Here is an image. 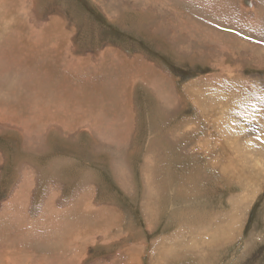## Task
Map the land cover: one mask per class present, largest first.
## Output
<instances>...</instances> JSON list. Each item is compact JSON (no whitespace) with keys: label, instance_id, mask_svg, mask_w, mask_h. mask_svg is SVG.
I'll list each match as a JSON object with an SVG mask.
<instances>
[{"label":"rangeland","instance_id":"1","mask_svg":"<svg viewBox=\"0 0 264 264\" xmlns=\"http://www.w3.org/2000/svg\"><path fill=\"white\" fill-rule=\"evenodd\" d=\"M17 27L19 46L9 55L14 82L36 81V59L17 55L27 35L40 33L68 34L80 49L117 44L155 63L156 91L171 101L173 124L188 117L189 168L179 199L94 201L124 215L46 218L58 228H35L41 236L23 241L14 228L13 244L0 228V264H58L57 254L80 239L92 245L85 243L77 264H129L130 256L133 264H264V0H0V32ZM144 91L136 88V101L152 102L154 90ZM70 233L78 239L68 240ZM16 246L21 258H13Z\"/></svg>","mask_w":264,"mask_h":264},{"label":"crops","instance_id":"2","mask_svg":"<svg viewBox=\"0 0 264 264\" xmlns=\"http://www.w3.org/2000/svg\"><path fill=\"white\" fill-rule=\"evenodd\" d=\"M153 15L163 22L157 21L156 11ZM11 37L8 31L0 32V56L6 61L0 60V179L5 176L0 180V228H6L7 236L16 227L24 230L22 241L35 236L28 228H58L53 222L46 224V218L124 215L108 212L115 205L94 201L173 200V193L176 199L186 195L181 185L188 181V117L182 120L180 114L173 124L171 101L156 91L155 63L144 64L141 55H129L117 44L80 49L68 34L40 33L26 36L27 47L40 40L36 81L19 83L9 77ZM27 47L22 55H33L31 50L25 53ZM136 88L144 93L152 89L156 96L141 104ZM30 89L35 90L32 98ZM164 184L169 186L159 196L158 186ZM38 231L40 236L42 230ZM140 242L128 245L137 247ZM66 249L70 251L64 249V254L70 256L72 248Z\"/></svg>","mask_w":264,"mask_h":264},{"label":"bare ground","instance_id":"3","mask_svg":"<svg viewBox=\"0 0 264 264\" xmlns=\"http://www.w3.org/2000/svg\"><path fill=\"white\" fill-rule=\"evenodd\" d=\"M10 14V13H9ZM17 21V20H16ZM34 22V21H33ZM2 23V22H1ZM47 25V24H46ZM45 25V26H46ZM12 27H14L13 25H12ZM29 27H31V26H29ZM47 27H48V25H47ZM15 29V28H14ZM19 28L17 27L15 30L16 31H14V30H12L11 28H10V30H11V32H10V30H9V34H11V36H13V38L17 41V39H20L19 38V36H18V30ZM40 31V30H39ZM37 32V31H36ZM39 33V32H38ZM35 35V34H34ZM32 36V35H31ZM24 37H25V33H24V36H23V38L21 39V40H23L24 39ZM36 37V36H35ZM12 38V37H11ZM12 38V40H11V46L13 45V44H15V45H18V43L14 40ZM37 38V37H36ZM4 39V38H3ZM40 39H41V37H40ZM5 40V39H4ZM7 40V39H6ZM26 40H30L29 38L28 39H26ZM37 40V39H36ZM1 41H3V40H1ZM39 41L40 40H37V41H30V44L32 45V46H29V47H27V50H32L33 52H34V50L33 49H35V50H37L36 49V44H38L39 45ZM4 42V41H3ZM7 42V41H6ZM5 42V43H6ZM46 42V41H45ZM2 42H0V44H1ZM7 44V43H6ZM2 45V44H1ZM37 45V46H38ZM45 45V44H44ZM4 46V45H3ZM6 46V45H5ZM42 46H43V44H42ZM48 46V45H47ZM46 46V47H47ZM1 48V47H0ZM5 48V47H4ZM47 49V48H46ZM0 50H2V49H0ZM26 50V51H27ZM32 52V53H33ZM45 52V51H44ZM0 54H1V52H0ZM34 54V53H33ZM47 54V53H46ZM22 55V53L20 52L17 56H21ZM16 56V55H15ZM30 56H33V55H30ZM1 57V56H0ZM27 57V56H26ZM35 59H36V57H33V61L35 62ZM2 61H3V59H2ZM31 61V60H30ZM3 62H5V61H3ZM36 63V62H35ZM18 65H20V64H22L21 63V61H19L18 63H17ZM37 76V75H36ZM50 102V101H49ZM48 104V103H47ZM34 115V114H33ZM27 119V118H26ZM33 120V119H32ZM28 121V120H27ZM34 121V120H33ZM16 124V123H15ZM13 125H14V123H13ZM18 127H19V125H18ZM25 127V126H24ZM28 128V127H27ZM25 133V132H24ZM26 133H28V132H26ZM27 135V134H26ZM25 135V136H26ZM27 137V136H26ZM172 191V190H171ZM186 201V200H185ZM84 207V206H83ZM12 226V225H11ZM10 226V227H11ZM79 226V225H78ZM7 228H8V226H6ZM14 227V226H13ZM17 228V227H16ZM19 230V231H18ZM21 230L22 229H17V231H18V233L19 234H21ZM30 230V229H29ZM22 231H24V230H22ZM14 232H16V230H14ZM28 232V231H27ZM32 232V231H31ZM34 233L36 232V233H38L39 234V231H38V229H35L34 228V231H33ZM32 232V233H33ZM84 232V231H83ZM103 232H104V230H103ZM26 233V232H25ZM80 233V232H79ZM88 234V233H87ZM93 234H95V233H93ZM9 235V234H8ZM30 235V234H29ZM64 235V234H63ZM72 235V237H69V235H68V237L69 238H72L71 240H76V239H78V236L76 235V234H71ZM106 235V234H105ZM5 236L8 238V243H10V244H13V241H14V237H12V236H7L6 235V233H5ZM39 236V235H38ZM41 236V235H40ZM80 236V235H79ZM23 237V236H22ZM21 237V238H22ZM29 237V236H28ZM65 237V236H64ZM85 237H87V236H85ZM34 238V237H33ZM41 239V238H40ZM95 239V238H94ZM7 241V240H6ZM5 241V242H6ZM0 242H4V239L2 238L1 240H0ZM69 242V241H68ZM64 243V242H63ZM15 244V243H14ZM5 245H7V244H5ZM11 246H15V245H11ZM59 246V245H58ZM82 246H84V242L82 241V239H80V240H77L75 243H74V249L72 248V254L70 255V256H67V255H65L64 254V252L63 251H61V252H59L58 254H57V256L60 258V260H59V263L58 264H77L79 261H81L80 259L82 258L81 257V253H82V250H83V248H82ZM17 247V246H16ZM0 248H2V243H1V246H0ZM6 248V247H5ZM49 248V247H48ZM80 248V249H79ZM4 249V248H3ZM59 249V248H58ZM71 249V248H70ZM66 250H68V249H65V251ZM128 250H130V249H127L126 250V248H125V251H124V253L126 252V251H128ZM5 251V250H4ZM68 251H70V250H68ZM67 251V252H68ZM0 253H2L1 251H0ZM129 253V252H128ZM186 253V252H185ZM13 254V258H16V257H19V258H21V256H22V252H21V249H20V247H17V251L15 252V254L14 253H12ZM133 257V256H132ZM132 257L130 256V259L129 260H127L128 262H129V264H133L134 263V259H132ZM4 258H6V257H4ZM48 258V257H47ZM3 259V258H2ZM131 259L133 260V263L131 262L130 263V261H131ZM16 260V264H28L26 261H23L22 259L21 260H19L18 258H16L15 259ZM50 260V259H49ZM5 261V260H4ZM9 261V263L11 264V260H8ZM13 261V260H12ZM40 261V260H39ZM43 261V260H42ZM18 262H20V263H18ZM41 263V262H40ZM45 263V262H44Z\"/></svg>","mask_w":264,"mask_h":264}]
</instances>
